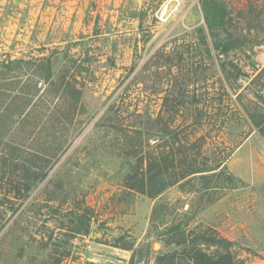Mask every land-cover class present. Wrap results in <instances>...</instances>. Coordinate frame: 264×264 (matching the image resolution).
Segmentation results:
<instances>
[{
    "label": "rangeland",
    "instance_id": "rangeland-1",
    "mask_svg": "<svg viewBox=\"0 0 264 264\" xmlns=\"http://www.w3.org/2000/svg\"><path fill=\"white\" fill-rule=\"evenodd\" d=\"M164 1L0 0V61L60 46L82 57L87 51L95 69L82 80L71 125L78 135L58 158L47 153L51 106L41 119L33 103L27 116L11 115L8 105L0 112V264H128L123 245L136 250L134 264H156L171 249L159 237L164 226L186 221L231 241L246 264H264V98L255 94L264 68L252 70L255 60L264 62V48L257 49L264 0H222L232 18L226 27L240 40L222 58L200 0H184L161 23L155 12ZM240 76L252 78L245 88ZM38 87L47 103V84ZM178 89L185 104L173 113L163 101ZM150 156L164 160V173L149 166ZM191 160L224 162L169 186ZM23 165L29 178L46 176L21 199ZM84 209L89 233L74 235L69 221Z\"/></svg>",
    "mask_w": 264,
    "mask_h": 264
},
{
    "label": "trees",
    "instance_id": "trees-1",
    "mask_svg": "<svg viewBox=\"0 0 264 264\" xmlns=\"http://www.w3.org/2000/svg\"><path fill=\"white\" fill-rule=\"evenodd\" d=\"M200 6L208 35L214 40L213 49L218 54L224 55L240 44V40L226 27L231 23L232 18L222 0H200ZM219 30L224 36L221 40ZM197 31L200 45L205 47V51L210 57L211 52L206 42L204 29L200 27ZM40 51V56H29L27 58H12L11 55L6 54L0 61V112L4 106L8 105L11 115L22 117L24 114V116H27L25 109L33 103L34 106L37 104L38 108H41L38 112V119H41L51 106L49 119L53 121V126L50 129L49 137L51 142L47 153L52 158H58L78 135V130L75 128H72V130L71 125L74 123L83 97L82 80L87 75H93L95 69L92 66V62L88 59L87 51L83 54V57L72 54L69 49L64 51L60 46L41 47ZM45 51L49 52L45 53ZM58 61H60V65L56 67L55 64ZM39 84L40 86L43 84L48 86V104L42 101L43 96L39 95L41 91V88L38 87ZM171 93L170 98L164 99L163 106L165 107L169 103V110L174 113L185 104L186 94L180 89L172 90ZM194 102L196 100L192 97L190 103ZM46 105L49 107L47 108ZM203 113H205L204 109L200 108L198 110V118H201ZM263 121L264 113L258 118V126ZM166 127H161L160 131L166 133L168 131ZM2 135H5V133H0V136ZM174 138L176 139V134H174ZM142 160L140 158V161ZM184 160L182 163L187 162V158ZM191 161L187 167L181 168L182 174L172 177L173 183L168 184L169 186L192 174L205 172L210 167L212 168L210 170L219 169L224 162V160H219L211 166L209 164H198L203 166V168H199L195 164L196 160ZM171 163V167L174 168V158ZM148 164L163 172L164 160L159 156H150ZM22 167L24 170V176L22 177L24 184L20 197L24 199L35 185L38 177H45L46 172L33 173V177L29 178L27 168L25 165ZM140 187H142L139 188L142 189L141 191H145L143 179H141ZM132 189L136 190L137 188ZM159 191H150L149 194L151 197H155L159 194ZM19 193L20 189H17V196L14 195V197H18ZM87 211V209L81 210V213L78 211L70 219V229L74 235H86L89 233L91 216ZM159 237L165 246L171 249L162 255L156 256V264H246L233 254L231 241L219 237L214 231L194 226L189 221L184 223L171 222L169 225H165ZM118 247L131 251L128 264H134L136 250L133 245ZM149 254L148 252L146 253L147 259H150Z\"/></svg>",
    "mask_w": 264,
    "mask_h": 264
},
{
    "label": "built area",
    "instance_id": "built-area-1",
    "mask_svg": "<svg viewBox=\"0 0 264 264\" xmlns=\"http://www.w3.org/2000/svg\"><path fill=\"white\" fill-rule=\"evenodd\" d=\"M184 0H165L156 10L155 12V17L157 18L158 21L161 23L166 22L169 18L172 16L177 15L182 6H183ZM264 48L263 45L257 47V49H262ZM245 55L247 57H253L252 51L247 49L245 50ZM219 57L222 58L223 55L219 54ZM264 68V62L260 63L258 60H255L253 69L256 73L261 71ZM250 79L252 78H247V76H240L238 78L239 83H241L244 88L249 85V82L251 81ZM255 94L258 97L264 98V88L259 87L255 90Z\"/></svg>",
    "mask_w": 264,
    "mask_h": 264
},
{
    "label": "water",
    "instance_id": "water-1",
    "mask_svg": "<svg viewBox=\"0 0 264 264\" xmlns=\"http://www.w3.org/2000/svg\"><path fill=\"white\" fill-rule=\"evenodd\" d=\"M154 248L157 249L158 248V245H155Z\"/></svg>",
    "mask_w": 264,
    "mask_h": 264
}]
</instances>
